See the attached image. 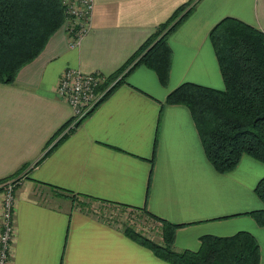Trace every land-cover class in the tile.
Returning a JSON list of instances; mask_svg holds the SVG:
<instances>
[{"label": "crops", "instance_id": "1", "mask_svg": "<svg viewBox=\"0 0 264 264\" xmlns=\"http://www.w3.org/2000/svg\"><path fill=\"white\" fill-rule=\"evenodd\" d=\"M224 18L264 34V0H93L77 46L62 24L13 84L0 83V180L15 196L9 264H170L125 234L119 208L181 225L177 250L247 231L264 264V228L246 214L263 208L254 187L264 163L243 154L216 172L188 109L165 103L184 82L224 88L209 37ZM179 19L166 84L142 64L129 69L151 35ZM65 68L125 75L72 129V110L55 94Z\"/></svg>", "mask_w": 264, "mask_h": 264}, {"label": "trees", "instance_id": "2", "mask_svg": "<svg viewBox=\"0 0 264 264\" xmlns=\"http://www.w3.org/2000/svg\"><path fill=\"white\" fill-rule=\"evenodd\" d=\"M65 8L63 0H0L1 84H13L20 68L42 51L50 36L64 24ZM179 23L180 19L153 33L132 58L139 55L129 69L142 64L152 69L165 85L171 57L167 39ZM209 37L224 88L184 82L167 94L165 103L188 109L204 155L216 172H229L243 154L264 163V34L237 19L224 18L212 27ZM4 181L6 179L0 183ZM254 193L263 208L246 214L264 228V177L257 182ZM61 194L72 200L75 196L66 191ZM146 214L160 223L157 229L161 244L148 240L129 226H124L123 230L163 261L170 264H259L258 242L247 231L223 237L203 235L197 251L177 250L174 236L181 225Z\"/></svg>", "mask_w": 264, "mask_h": 264}, {"label": "built area", "instance_id": "3", "mask_svg": "<svg viewBox=\"0 0 264 264\" xmlns=\"http://www.w3.org/2000/svg\"><path fill=\"white\" fill-rule=\"evenodd\" d=\"M66 19L64 22L70 46H77L90 29L93 0H63ZM119 80L110 79L100 72H82L76 68H65L55 87V94L66 101L72 110V129L88 116L106 97L107 92ZM0 204V264H9L11 245L14 240L15 196L13 183L3 182Z\"/></svg>", "mask_w": 264, "mask_h": 264}, {"label": "rangeland", "instance_id": "4", "mask_svg": "<svg viewBox=\"0 0 264 264\" xmlns=\"http://www.w3.org/2000/svg\"><path fill=\"white\" fill-rule=\"evenodd\" d=\"M116 215V222H119L121 225L124 224L125 226H129L135 230V232L154 243L161 244L162 238L160 231L157 229L160 226V223L154 222V220L148 217L149 215L145 212L140 213L119 208L116 211ZM108 216H110V214L107 215L106 218H109Z\"/></svg>", "mask_w": 264, "mask_h": 264}]
</instances>
